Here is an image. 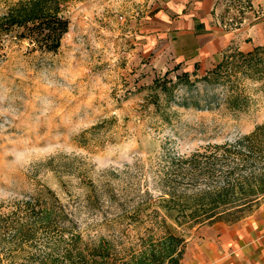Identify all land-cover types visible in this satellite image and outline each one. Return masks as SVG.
I'll return each mask as SVG.
<instances>
[{"label":"rangeland","instance_id":"374dc122","mask_svg":"<svg viewBox=\"0 0 264 264\" xmlns=\"http://www.w3.org/2000/svg\"><path fill=\"white\" fill-rule=\"evenodd\" d=\"M13 1L0 0V13ZM162 2L70 0L68 29L54 51L15 31L0 34V212L51 189L74 211L86 239L104 235L119 247H139L162 232L163 197L199 193L217 183L223 164H234L201 162L199 155L195 165L190 158L219 152L215 144L264 123V86L246 80L252 101L239 111L166 104L154 80H176L195 66L178 65L165 46L150 45L148 35L161 30L154 14ZM219 3L221 24L235 31L222 52L229 44L248 50L264 43L256 29L263 7ZM180 228L187 237L181 264H264V202L231 224Z\"/></svg>","mask_w":264,"mask_h":264},{"label":"trees","instance_id":"16d2710c","mask_svg":"<svg viewBox=\"0 0 264 264\" xmlns=\"http://www.w3.org/2000/svg\"><path fill=\"white\" fill-rule=\"evenodd\" d=\"M69 1L15 0L0 13V34L15 31L19 38L54 51L68 29L69 18L63 12ZM198 68L196 62L193 70H182L176 80L157 77L152 86L165 93L168 105L246 109L252 101L246 80L264 86V43L248 50L229 44L211 67L203 72ZM215 147L221 151L197 152L191 161L200 155L201 162L234 164L225 169L223 164L217 183L199 193L170 191L163 197L162 232L139 247H119L104 235L86 239L74 211L49 189L30 193L7 213L0 212V264H181L187 237L180 227L231 224L264 202V123ZM2 244L9 246V255H3Z\"/></svg>","mask_w":264,"mask_h":264},{"label":"crops","instance_id":"0c3cea01","mask_svg":"<svg viewBox=\"0 0 264 264\" xmlns=\"http://www.w3.org/2000/svg\"><path fill=\"white\" fill-rule=\"evenodd\" d=\"M219 1L163 0L159 10L154 14V18L161 21V27H158L161 30L148 35L150 45L165 46L163 50L174 56L178 64L186 62L192 66H195L196 62L200 65L208 61V58L213 57L214 54H221L222 47L227 44L235 31L225 29L221 24L218 15ZM252 4V7L264 8V0H252ZM252 29L254 30V27ZM256 29L262 33L264 21L258 22ZM243 226L246 224L243 223ZM239 227L241 228L242 225ZM248 228L249 226L245 228L246 231L249 230ZM234 231L230 233L232 238H243L242 234L236 235ZM213 256L211 252L205 253L204 261Z\"/></svg>","mask_w":264,"mask_h":264}]
</instances>
